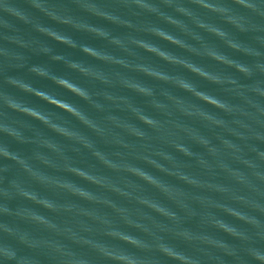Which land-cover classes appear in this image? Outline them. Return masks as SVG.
<instances>
[{"label": "clouds", "instance_id": "9594fccd", "mask_svg": "<svg viewBox=\"0 0 264 264\" xmlns=\"http://www.w3.org/2000/svg\"><path fill=\"white\" fill-rule=\"evenodd\" d=\"M0 264H264V0H0Z\"/></svg>", "mask_w": 264, "mask_h": 264}, {"label": "water", "instance_id": "95a60500", "mask_svg": "<svg viewBox=\"0 0 264 264\" xmlns=\"http://www.w3.org/2000/svg\"><path fill=\"white\" fill-rule=\"evenodd\" d=\"M17 2H19V0H17ZM45 23H47V21H45ZM71 35H72V38L74 40H77L78 42L82 41V42H85V43L90 44V45L95 46V47L102 46V42L101 41L89 40V39L83 37L80 34L73 33ZM47 43L53 49V53L52 54L66 55V56H70L73 59H85L84 57L80 56V54L78 52H72L71 50L65 49V48H63L60 45L52 44L50 41H48ZM157 43H159V42H157ZM162 47L168 48L169 46L162 45ZM169 50L173 51V52L176 51L175 49H171V48H169ZM46 59H47L46 57H35V58H33L32 62L42 63V62H45ZM48 66L56 74H60V75L66 74L65 70L62 67V65L59 64V63L50 64ZM67 75L72 76L73 74L67 73ZM34 86L38 87V88L46 89V90H49V91H52V92H56L57 94L63 96L65 99H67L69 101H74L75 100V98L67 96V94L63 93L61 90L53 88L52 85L49 82H47V81H40V80L34 81ZM26 99H28L29 102L37 105L38 107H40L43 110L56 111L54 109H50L47 105H44V104L40 103L39 101L34 100L31 97H28ZM75 102L79 103L78 101H75ZM57 114L61 115V116L63 115L62 113H57Z\"/></svg>", "mask_w": 264, "mask_h": 264}]
</instances>
